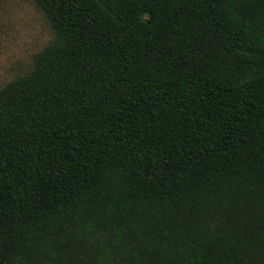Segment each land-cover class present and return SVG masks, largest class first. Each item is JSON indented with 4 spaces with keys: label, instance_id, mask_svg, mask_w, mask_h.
<instances>
[{
    "label": "trees",
    "instance_id": "trees-1",
    "mask_svg": "<svg viewBox=\"0 0 264 264\" xmlns=\"http://www.w3.org/2000/svg\"><path fill=\"white\" fill-rule=\"evenodd\" d=\"M32 1L0 264H264V0Z\"/></svg>",
    "mask_w": 264,
    "mask_h": 264
},
{
    "label": "rangeland",
    "instance_id": "rangeland-1",
    "mask_svg": "<svg viewBox=\"0 0 264 264\" xmlns=\"http://www.w3.org/2000/svg\"><path fill=\"white\" fill-rule=\"evenodd\" d=\"M53 38L32 0H0V87L27 73L33 56Z\"/></svg>",
    "mask_w": 264,
    "mask_h": 264
}]
</instances>
